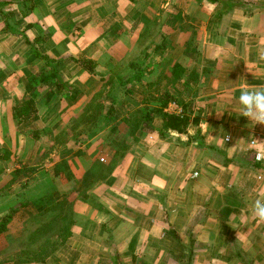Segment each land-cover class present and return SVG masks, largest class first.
<instances>
[{"label":"crops","instance_id":"0c3cea01","mask_svg":"<svg viewBox=\"0 0 264 264\" xmlns=\"http://www.w3.org/2000/svg\"><path fill=\"white\" fill-rule=\"evenodd\" d=\"M0 1L12 2L1 14L19 32L29 22L35 24L26 32L30 39L42 32L39 52L57 61V78L76 91L70 101L52 80L42 83L43 62L23 37L7 33L0 17V177L19 170L18 181L34 178L24 191L25 223L44 217L46 203L37 199L75 195L69 202L78 223L63 246L35 264H264V223L249 208L264 198V160L248 143L264 141V125L242 116L239 104L242 85H264V62L257 60L264 0H34L32 19L23 23L30 3ZM224 1L257 7L222 9ZM80 56L95 62L97 75L72 59ZM132 59L148 65L143 80L161 79L163 66L170 82L163 91L187 104L189 125L184 133L139 137L117 167L95 179L94 139L77 149L62 116L100 91V75ZM174 64L182 68L178 79L167 77ZM142 92L133 90L138 105ZM27 100L37 117L21 123L13 108ZM54 129L68 132L67 139L57 140ZM51 150L66 153L60 163L69 179L61 188L57 166L42 164Z\"/></svg>","mask_w":264,"mask_h":264},{"label":"trees","instance_id":"16d2710c","mask_svg":"<svg viewBox=\"0 0 264 264\" xmlns=\"http://www.w3.org/2000/svg\"><path fill=\"white\" fill-rule=\"evenodd\" d=\"M33 2L34 0H25L22 2L23 4L30 3L31 5V8L28 9L24 14L22 23L24 22L23 19L26 21L28 14L32 13ZM10 5H12V2L10 1H0V17L5 23V30L9 34L23 37L25 39V43L31 47L32 56L34 58L40 59L43 62V67L40 69V71H42V83H48L52 80L53 84L55 85V89H57V93L60 94L63 91H66V95L64 94V97L70 101H74L76 97V91L73 88L68 87V85L65 84L63 80L57 78L58 71L55 67L57 61H53L49 57L41 54L38 50L37 40L38 42L41 40L42 32L40 33L37 40L30 39L26 32L35 26V24L29 22L26 24L27 26L19 32L18 28H14L12 19L10 20V18L1 14L2 10L4 8L10 7ZM228 5L229 7L233 8L243 6L247 10H252L257 7L256 2L253 1H245L242 4L236 2L235 4L230 3ZM31 19L32 18L29 15L28 20L31 21ZM158 49L159 46L156 45L154 51H157ZM72 59L88 74L93 76L97 75L95 72L96 64L93 60L85 56ZM147 69L148 65L143 64V62L138 61L137 59H132V61L125 64L124 66L118 64L112 67L106 77L100 75V83H102L101 89H103V92L100 90L93 98H91L77 118L72 119V128L69 129V133L72 135V132H74L73 135L75 137H78L84 133L90 134V131L94 127H97L96 125L98 123L100 125L101 120L103 121V111L105 108L102 105L101 99L103 97H109L111 104L108 108L107 114H111L112 109H114L113 107L116 104H125L127 98L133 95V90L135 89L143 91L142 94L144 97H141L139 101L140 105L138 108L134 109V113L129 112L127 114L129 115L128 117L127 115L125 118L123 117V122L127 124L128 132L126 133L125 139L121 141L115 140L114 142V162L115 160H120L123 158V155L129 149V146H131L133 142L137 141L139 137L144 136L145 132L149 133L157 131L161 137H163L165 133H168L169 131L184 133L187 126L189 125V118L185 113L187 104L182 101L181 97L174 96L169 94L167 91H163L166 89V85L170 83L169 81L166 82L163 80L164 75L160 74L159 77L161 79L155 81L143 80ZM181 72V66L179 64H174L171 68H169V75H167V77L178 79ZM162 80L165 83L163 85L165 87L163 90L161 89V84L163 83ZM52 98L53 97L49 96V94L46 96L47 100H51ZM97 102L99 103L98 105L96 104ZM172 103L181 108L180 113H171L166 110V108ZM13 117L21 123L35 119L37 117V111L34 103L27 100L21 103V105L13 108ZM156 120L161 122V127L158 129L153 126ZM81 125L83 126L82 129H80ZM78 128L79 131L77 132ZM67 134L68 132L62 131L61 135L64 136H60V139H67ZM113 165L114 164H111V166L107 168L106 174L113 170ZM97 171H100V169ZM21 172L22 171L19 170L15 172V177L17 179L19 178ZM104 177L105 176L103 175V179ZM16 178L11 179L9 183H14ZM24 198V192L22 194L17 193L11 196V200L7 204L6 202L0 203V235L7 233L8 225L13 221L14 216L20 212L22 208L27 206V202ZM71 204L72 203L68 201L58 202L57 204L53 205L61 206L56 213L52 212V209H54L52 208L53 206H50L49 203L45 204L46 207H44L42 211L45 219L40 224L36 223V230H30V233L28 232V236L18 237L12 241L15 243L18 242V244L22 246H25V243L32 244L33 249L31 250V253L33 252L32 254L36 256L35 262H43L47 257L52 255L64 245L66 237L69 234V232H66V229L78 223L77 217L72 212ZM50 212L55 215L51 216ZM43 229H45V231H41ZM47 231L48 235L41 238L40 232L44 234ZM55 237L58 239H55ZM25 254L26 252L24 255Z\"/></svg>","mask_w":264,"mask_h":264},{"label":"rangeland","instance_id":"374dc122","mask_svg":"<svg viewBox=\"0 0 264 264\" xmlns=\"http://www.w3.org/2000/svg\"><path fill=\"white\" fill-rule=\"evenodd\" d=\"M228 6V2L224 1L223 3H221V8H226ZM166 68L165 71L167 70V66H164ZM160 72H162L161 74L166 75V72L163 71V66L161 67ZM163 82V80H162ZM165 83L163 82L162 85V90L165 88L163 85ZM102 83H99V85L97 86V91L98 90H102ZM165 90V89H164ZM99 92V91H98ZM97 94V92L95 93ZM95 96V95H93ZM93 96H90L89 98H92ZM62 98H60L61 101ZM90 100L87 99V101L84 102V100L79 103L76 107L75 110L72 111L71 114L66 115L65 114L62 116V121L64 122V125L66 124H71V119L72 118H77V116L82 112V110H84V107L87 105V103ZM102 105L104 106V111H103V121L101 120V124L99 125V123L96 125L97 127H94L91 131L90 134H81L78 137H75L73 134L74 132L69 133L71 135V139L75 138L76 141V148L78 149L79 146L83 147L85 146V142H88L89 139H94L93 141V146L95 147V150L92 149L91 151H93L94 157L96 158V161L93 162L91 169L93 170V172L97 175V178H100L102 176V174L104 175L107 172V168L111 166V164H114V168L118 166V164L120 163V161H122L125 157L126 154L128 153V150L124 153L123 158H121L120 160H115L114 162V142L115 140L121 141L123 139H125L126 137V133L128 132V127L127 124H125L123 122V117L125 118V116L131 112L134 113L136 108L139 107V105L137 104V99L133 98V95L129 98H127L126 103L125 104H116L112 109V113L111 114H107L108 112V108L110 107L111 104V100L109 99V97H103L101 99ZM140 103V102H139ZM97 105L99 104L98 102L96 103ZM65 102H60V105H58V109L59 106L61 108H64ZM83 105V106H82ZM61 110V109H60ZM166 110L168 112L171 113H180L181 108L179 106H177L176 104L172 103L170 104ZM71 115V117H69ZM129 115H127L128 117ZM35 120V119H33ZM26 123H30L29 121H26ZM92 125V124H91ZM82 125L80 127V129H82ZM30 129V128H29ZM79 131V128L77 129V132ZM58 130L54 129L52 130L50 133L56 135L57 134V140H60V136H64L61 135V133H57ZM147 134L146 132L144 133V135ZM52 135V136H54ZM67 137V136H66ZM142 137V136H141ZM56 144V143H55ZM56 144V148H54L55 151L58 150V148L61 147V145ZM131 147V146H129ZM54 150H51L53 152H51L52 157H49V154H46L43 158L44 161L42 164L44 165H55L57 166V169L55 170L56 172L61 173L62 175L58 176L57 174V178H55V180L57 181V186L59 188L62 187V184H65V181H67L69 178L67 176H64L65 174L63 173L65 170H69L67 168V165L64 163V165L62 163H60L61 158L66 157L65 152L63 153H59V154H55L54 156ZM63 154V155H62ZM102 158V159H101ZM71 161V159H70ZM74 163L71 161L70 165ZM69 167V166H68ZM83 167V166H82ZM48 168V167H46ZM113 168V169H114ZM98 169H100V171H97ZM31 169L29 168L28 171H26V173H30ZM69 173V172H68ZM30 177V178H29ZM16 177H0V203L1 202H6V204L8 202H10L11 200V196L17 193L22 194L28 187V185L30 183H33L34 178L31 177V174L28 175V178L24 179L23 181H18L21 180V178H16V181L14 183H9V181L11 179H15ZM25 181V182H24ZM62 190V189H61ZM64 191V188H63ZM62 193V194H60ZM68 192H54L53 194H49V195H45L42 198H39L36 200V202L41 205L42 204H48L50 206H53L55 204H57L58 202H68V201H72L75 200V195L71 194V195H67ZM62 195L64 197L60 198ZM2 198V199H1ZM25 199V198H24ZM26 200V199H25ZM25 206L24 208H22L20 210V212H18L15 216L14 219L15 221H13V223L11 224L10 228L8 226V231L5 234L0 235V264H7V263H12V264H17L20 263L19 261H21L23 264H35V258L36 256L34 254L31 253V250L33 249L32 244L30 243H25V246H22L20 244L13 242L12 240L14 239V236L21 234V236L19 237H26L28 236V232L31 230H36V226H37V222H40V220L45 219V217H43L42 219H39L36 223V218L33 217V215H31L30 219L31 220H27L25 223V219L20 218V213H24L22 215V217L25 215V213H27ZM61 206H53L52 208V212H57V210H59ZM51 216H54L55 214H52L50 212ZM10 225V224H9ZM25 225V226H24ZM70 227H68L66 229V232H69ZM41 231H45V229L41 230ZM30 233V232H29ZM41 233V238L44 236L48 235V231L45 232L44 234ZM43 235V236H42ZM40 236V235H39ZM55 239H58L57 237H55ZM19 245V247H18ZM29 251V252H28ZM26 252V254L24 255V253ZM31 254H28V253Z\"/></svg>","mask_w":264,"mask_h":264},{"label":"clouds","instance_id":"9594fccd","mask_svg":"<svg viewBox=\"0 0 264 264\" xmlns=\"http://www.w3.org/2000/svg\"><path fill=\"white\" fill-rule=\"evenodd\" d=\"M257 60L264 62V47L257 51ZM239 104L241 106V115L248 118L251 122L264 125V85L254 88H248L242 85L240 88ZM227 139V137L225 138ZM250 150L255 152L256 159L264 160V141H258L255 138L248 142ZM251 215L259 223H264V198L257 196L249 204Z\"/></svg>","mask_w":264,"mask_h":264}]
</instances>
